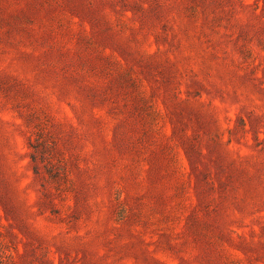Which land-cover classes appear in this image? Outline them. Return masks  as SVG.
Returning <instances> with one entry per match:
<instances>
[{
	"label": "rangeland",
	"instance_id": "rangeland-1",
	"mask_svg": "<svg viewBox=\"0 0 264 264\" xmlns=\"http://www.w3.org/2000/svg\"><path fill=\"white\" fill-rule=\"evenodd\" d=\"M0 264H264V0H0Z\"/></svg>",
	"mask_w": 264,
	"mask_h": 264
}]
</instances>
